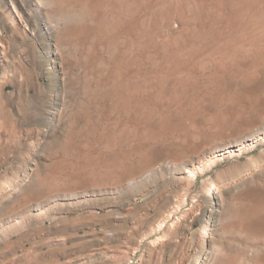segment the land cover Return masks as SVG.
I'll return each instance as SVG.
<instances>
[{
  "label": "rangeland",
  "instance_id": "obj_1",
  "mask_svg": "<svg viewBox=\"0 0 264 264\" xmlns=\"http://www.w3.org/2000/svg\"><path fill=\"white\" fill-rule=\"evenodd\" d=\"M200 1L205 25L215 29L217 3L232 0ZM174 2L0 0V264H200L221 247L240 264L264 258V230L237 232L225 212L240 209L243 196L264 199V103L243 117L223 114L236 103L217 99L216 55L208 46L188 58V74L174 76L143 57L140 20L156 4ZM171 21L159 22L156 45L183 32ZM170 76L202 82L187 92L196 107L182 100L188 113L175 120V134L143 143L138 105L171 112L168 95L154 94L173 93ZM255 84L263 87L264 77Z\"/></svg>",
  "mask_w": 264,
  "mask_h": 264
},
{
  "label": "bare ground",
  "instance_id": "obj_2",
  "mask_svg": "<svg viewBox=\"0 0 264 264\" xmlns=\"http://www.w3.org/2000/svg\"><path fill=\"white\" fill-rule=\"evenodd\" d=\"M158 2H160V1H158ZM183 2H182V0H175V2L173 3V5H169V6H166L165 4H162V3L156 4V6L152 5L154 7L152 9H150V11H151L150 18L149 17H146V15L145 16L143 15L144 17H146V19L144 18L146 20V22H147V26H146L147 28L146 29H143L144 24H146V22L143 23L144 22L142 20L143 18L140 20V21H142L141 23L138 21V23H140L139 25H141L142 27L139 29V35L137 36L139 38H138V40L136 39L138 41L136 43H138V45H139V47L141 49L146 50V52L143 54V57L146 56V58L149 59V60H151L154 63L153 65H155L157 68L160 67L161 70L163 68H165L167 72L169 71V73H170V71H171V73L173 75L174 74L176 75V74H179V73L180 74H182V73L183 74L184 73L185 74H188V71L192 68V62L190 60H188V58L193 53L194 54H198L197 52H200V50L202 48H204L205 46L206 47L208 46V48L210 50L214 49L215 55H216V63L214 61V64H217V71H218V73L215 74V75H213L212 78L213 79L215 78V79L213 80V82H212L213 84H211V85H212V88L213 89H216V91H218L216 93L217 94V99H218L219 103L222 102V101H227V100H228V102H230V101L233 102V104L236 103V107H235V109L232 112L231 111L230 112L223 111V114L225 116L226 115H233V116L240 115L241 117H243L248 112H251L252 110H254V108L257 107L258 105H262L264 103V86L262 87L261 85H256L255 83L257 82V80H260V79H262L264 77V0H232L230 5H228V4L226 5V3L223 4L222 1L221 2L219 1L217 3V6L215 7V13H214V15L216 16L215 29H212L210 27L211 25H209V24H208V26H206L207 24L205 25V22L207 23L208 21H205L204 22V19H203V10H202L203 8L201 9V8L198 7L199 2L201 3L200 0H192V3H190V4L191 5L192 4L195 5V6H192V7H190L189 5H187L186 7H184L185 5H183ZM204 2L205 1L203 0V3ZM90 3H92V2H90ZM90 3H89V7H91ZM52 4H54V2ZM145 8H148V7L145 6L144 9ZM112 10L114 11L115 9H112ZM90 11H91V9H90ZM146 11H145V13H146ZM204 11H205V9H204ZM112 14L115 17L119 18L118 17L119 14H118V16H116V14H114V13H112ZM147 18H149V20ZM208 18H209V16H208ZM172 19L173 20L174 19L178 20L184 26V27H182V25H181V31H183L180 34L181 36L180 35H175V36H172V37L167 38L169 36L168 35L163 42L158 43L156 45V42L157 41L155 42L154 36L156 34V31H157V26L160 24L159 22H162V20L163 21L170 22ZM109 21H108V23H109ZM115 21H114L115 22L114 24H115V27H117L118 25L116 26V23H119L120 21L119 22H117V20H115ZM173 22H175V21H173ZM186 23L188 24V28L185 27V24ZM111 25H113V24H111ZM164 25H167V24H164ZM126 26H128V25H126ZM128 27L129 28H132V26L131 27L128 26ZM136 27H138V26H136ZM57 28H58V26H57ZM123 28H126V27L123 26ZM110 30H111V28H110ZM125 30H126L125 32L123 30L124 33H130V31H131V30L129 31L128 28L125 29ZM135 31H134V33H135ZM160 31H163V29L160 30ZM160 31H157V32H160ZM164 33H167V32H164ZM130 35H131V33H130ZM122 36L124 37V36H127V35L125 34V35H122ZM209 36H212V39H210ZM207 38H209L210 40L207 39ZM116 46H117V44H116ZM157 48L161 50L160 51L161 52L160 54H158V52H155ZM117 50H118V48H117ZM202 51H203V49H202ZM209 54H210V51H209ZM112 55H114V53H112ZM127 56L129 57V55H127ZM204 56H206V55H204ZM204 56H201V57L204 58ZM133 57H134V55H133ZM208 57H209V55H208ZM124 59H125V57H124ZM199 59H201V58H199ZM210 59H212V58H210ZM126 60H130V59L126 58L124 61H126ZM196 60H198V59H196ZM139 61L140 60H138V64H139ZM126 62H128V61H126ZM145 62H146V60H145ZM132 63H134V62H132ZM130 64H131V62H130ZM152 66H151V68H152ZM116 68H119V67H116ZM154 69H156V68H154ZM109 70H111V69H109ZM114 70H116V69H114ZM111 71H109V72H111ZM118 71H119V69H118ZM211 73H212V71H211ZM157 74H159V73H157ZM254 75H256V77H255L256 80H254L253 77H252ZM172 76H170L171 78L169 79V81L166 80V78H165V80L155 79V80H152L151 81L154 86L155 85L157 86V85H159L161 83H165L167 81L170 82V83H172V84H174V85H176V87L174 88L173 93H171V94H166V93L162 92L161 90H158L155 93L152 92L156 96H162V95H164L165 97H167L166 95H168L169 101H170V104H168V105H170V107L173 108L171 110V112H167L168 108L166 109L165 106H164V108L166 110L164 108H161L160 107V109H162V110L157 111L158 110L157 106L154 105L151 102L143 103L142 106L138 105V107H141L142 108V110H140V111L141 112L143 111L142 114H144V115H142V118L140 119L141 121L138 124V125H140V134H141L140 136H142V139L141 140H144L143 143H147V144L148 143H151V142H156L157 143V141L159 142V140L163 136L166 135V132H168V130H172L173 126L176 124L175 120L177 119V117H180L181 115H183L182 113H184L185 112V109H186V108H184L185 106H183V105L180 104L181 102H183L184 100H186L188 102V105H187L188 107H192L194 104H196V102H198L197 99L195 100V99L188 98L187 97V94H188L187 92H188V90L190 91L193 86H196L197 87L198 83H202V82H200V80L198 82V79L196 80V78H195V81H196L195 82L194 81V78L192 79V78L187 77V76H186L187 78L185 77V79H182V81H178L177 77H172ZM189 76H192V75H189ZM113 77H115V75ZM117 77L119 78L120 76H117ZM124 77L125 76H123L122 79ZM131 77L133 78L134 77V74L130 76L129 80L131 79ZM231 77H235V78L238 77L239 79L242 80L243 85L242 84L240 85L241 88H239L240 86L237 87L234 82H231L230 81ZM125 78L128 79V76L125 77ZM160 78H161V76H160ZM107 79H109V77ZM117 79H115V80H117ZM120 79L118 81H120ZM127 79H125V80H127ZM123 80H121V82H124L125 81V80L124 81ZM210 81H212V80H210ZM126 85H128V83ZM132 85H131V87H132ZM199 85H201V84H199ZM199 85H198V87L201 88V86H199ZM204 85H206V84H204ZM135 87L133 89H135ZM126 88H128V86ZM133 89H131V90H133ZM156 89H159V88H156ZM150 90H151V87H150ZM135 91H137V88L135 89ZM139 91L142 92L140 89H139ZM151 91H150V93H151ZM124 93H126V92L124 91ZM135 95L137 96V94H135ZM188 95H190V94H188ZM127 96L129 97V95H126L125 98L128 99V102H129V98H130V101H131V98L133 99L135 97V96L133 97V95H132L131 97L128 98ZM197 96L200 98V94H198ZM201 96H202V93H201ZM123 99H124V97H123ZM123 99H120V101H122ZM135 99H136V97L133 99V101ZM241 99H243V100L245 99V101L244 102H240ZM205 100H204V102H205ZM128 102L126 100V103L127 104H124V105H129ZM200 102H201V100H200ZM211 102H212V100H211ZM130 103L135 104L136 102L134 103V102L131 101ZM201 103H203V102H201ZM207 105H208V107L210 106L209 103H207ZM135 106H137V105H133V107H135ZM225 106H226V104H225ZM116 107H117V104H116ZM167 107H169V106H167ZM199 107H201L200 104H199ZM156 108H157V110L155 112V109ZM187 110L188 109H186V111ZM194 111H197V109L194 110ZM154 113H155V116L153 115ZM187 113H188V111H187ZM217 115H218V113H217ZM224 115H223V117H224ZM147 116L150 117V118H148ZM152 116H153V119H151ZM187 116H189V115H187ZM232 119H233V117H232ZM188 120L189 119H187V121ZM233 120H235V118ZM150 121H152V122H150ZM189 123H192V122L189 121ZM186 124H188V123H186ZM245 124L247 125V123H245ZM248 125H250V124H248ZM187 127H188V125H187ZM190 128L191 129H189V130H193L192 127H190ZM136 130H138V128ZM194 132H196V131H194ZM247 132H249V131H247ZM258 132L259 131L253 132V133L249 134L248 136L247 135H245V136H247L248 138H250V137L252 138L253 136L255 137L256 136V133H258ZM174 134H175V132H174ZM172 135H173V133H172ZM170 136H171V134H170ZM195 136H197V135L195 134ZM136 137H137V135H136ZM243 139H244V137H243ZM160 141H162V140H160ZM241 142H242V140L233 141L232 143L234 144L233 146H236L238 144H241ZM179 144H181V143H179ZM161 146H163V144ZM159 147H156V149H158ZM143 148H144V146H143ZM174 148H176V147H174ZM177 149H178V147H177ZM150 151H151V149H150ZM150 151L148 150V152H150ZM159 151H158V153L160 154L161 151L160 152ZM152 153H153V151H152ZM165 154L166 153L164 152V155ZM168 155H169V153H168ZM180 155H182V154H180ZM175 158H173V159H175ZM177 160L178 159L176 158L175 161H177ZM179 164H180V162H179ZM182 164L185 165L184 163H181L180 165H182ZM179 169H177V170H179ZM191 176H193V175H191ZM263 188H264V186H263ZM256 190H258V189H256ZM245 191H247V190H245ZM253 195H251V197ZM236 198H237V196H236ZM238 200H239L238 204L240 205V209H238V210L235 209L234 211H230V210L225 209V212H227L226 214H229L230 215V219L232 221V223L230 222L231 223V227L230 226L229 227L232 228L233 230L237 231V232L238 231L243 232V234L244 233H248V234L250 233L251 234V233H259V232H262L264 230V199L263 200H261V199L260 200H254V199L249 198L248 196H243L241 198H238ZM226 203H228V202H226ZM233 203H235V201ZM221 210H223V209H221ZM228 219H229V216H228ZM240 232H239V234H241ZM236 235H238V234H236ZM223 239H224V237H223ZM229 250H230V248H229ZM262 253L264 254V252H262ZM258 256L259 255H257V258H258ZM231 258H233V257H231ZM231 258H229L227 256L225 250L222 249V247H221L215 253L214 260L211 261L210 258H209V259H207L206 263L203 260V262H200V264H240V262L238 263V261L240 260L239 258H238L237 262L235 261V259L233 260ZM248 261H250V260H248ZM247 263H245V264H247ZM196 264H198V263H196ZM252 264H264V258L261 259L258 262H254Z\"/></svg>",
  "mask_w": 264,
  "mask_h": 264
}]
</instances>
